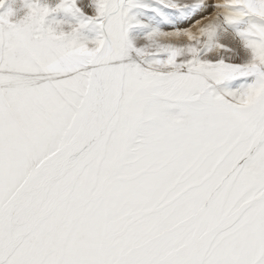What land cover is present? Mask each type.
<instances>
[{
  "label": "snow or ice",
  "instance_id": "6c2138e0",
  "mask_svg": "<svg viewBox=\"0 0 264 264\" xmlns=\"http://www.w3.org/2000/svg\"><path fill=\"white\" fill-rule=\"evenodd\" d=\"M0 264H264V0H0Z\"/></svg>",
  "mask_w": 264,
  "mask_h": 264
}]
</instances>
